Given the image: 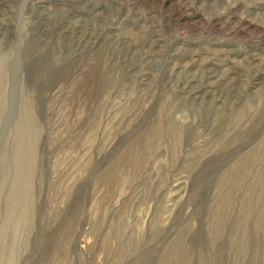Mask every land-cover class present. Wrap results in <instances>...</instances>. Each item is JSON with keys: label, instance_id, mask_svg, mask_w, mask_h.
I'll return each mask as SVG.
<instances>
[{"label": "rangeland", "instance_id": "rangeland-1", "mask_svg": "<svg viewBox=\"0 0 264 264\" xmlns=\"http://www.w3.org/2000/svg\"><path fill=\"white\" fill-rule=\"evenodd\" d=\"M0 264H264V0H0Z\"/></svg>", "mask_w": 264, "mask_h": 264}, {"label": "bare ground", "instance_id": "bare-ground-1", "mask_svg": "<svg viewBox=\"0 0 264 264\" xmlns=\"http://www.w3.org/2000/svg\"><path fill=\"white\" fill-rule=\"evenodd\" d=\"M20 187V183L16 184V190H18V188ZM20 189V188H19Z\"/></svg>", "mask_w": 264, "mask_h": 264}]
</instances>
